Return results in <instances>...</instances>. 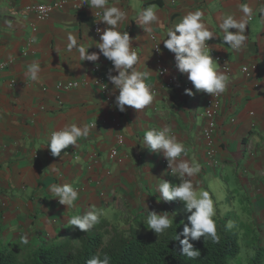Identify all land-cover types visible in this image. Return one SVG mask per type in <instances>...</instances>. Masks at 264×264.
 Instances as JSON below:
<instances>
[{"label": "crops", "instance_id": "0c3cea01", "mask_svg": "<svg viewBox=\"0 0 264 264\" xmlns=\"http://www.w3.org/2000/svg\"><path fill=\"white\" fill-rule=\"evenodd\" d=\"M55 1L62 3L43 20L33 14H10L14 7ZM241 4L252 7L254 15L246 27L245 47L235 51L223 43L219 24L227 14L239 17ZM151 5L157 7L160 23L148 33L138 24V13ZM118 6L127 12L121 29L134 38L138 70L150 73L147 82L156 90L153 103L143 110L126 106L121 112L115 106L108 80L113 65L102 54L97 62H90L80 61L75 50L66 51L71 33L79 43L93 44L89 52H99L95 43L100 34L92 28L99 18L88 5L80 7L78 0H0V62L7 64L0 73V247L21 248L25 236L31 243L62 234L73 215L93 207L122 211L125 220L133 211L145 218L153 210L176 212L174 221L181 223L183 202L158 201L157 192L161 179L179 181L161 163L162 153H151L142 145L146 130L165 126L185 144V159L201 164L200 174L192 178L198 190H219L234 217L246 214L252 220L257 243L264 246V15L259 12L264 0H118ZM196 10L204 13L205 23L217 34L207 41L210 55L225 57L231 68L230 83L221 94L212 159L205 155L201 136L208 93L197 91L187 74L178 72L174 54L162 41L159 58L166 72L158 74L153 51V44L166 38L167 29ZM98 24L101 30L107 27ZM9 55L14 58L11 62ZM32 62L41 66L39 81L25 75ZM250 64L255 70L246 77L240 69ZM73 80L79 82L77 87H58ZM98 80L107 85L106 95ZM186 85L194 95L186 94ZM94 122L89 137L62 150L61 158L51 155L46 145L51 131ZM118 135L122 144L117 143ZM113 148L117 156L110 158ZM53 167L60 170L59 176L51 172ZM53 183L78 189L74 207L59 204L48 190Z\"/></svg>", "mask_w": 264, "mask_h": 264}, {"label": "clouds", "instance_id": "9594fccd", "mask_svg": "<svg viewBox=\"0 0 264 264\" xmlns=\"http://www.w3.org/2000/svg\"><path fill=\"white\" fill-rule=\"evenodd\" d=\"M87 5L93 11L97 21L103 22L107 27L97 29L99 41L95 46L99 52H89L93 44L79 43L77 37L69 33L66 51L72 53L75 50L80 61L97 62L102 54L111 61L113 69H110L108 80L113 85L112 93L115 95V106L119 111H126V106L136 110H143L151 105L155 99L154 86L147 82L149 72L138 70L140 56L133 46V37L128 31L122 30L121 25L127 20V12L117 3L110 4L109 0H87ZM41 11L44 8L41 7ZM241 15L227 14L219 24L223 32V43L235 51L245 47L247 41L246 27L254 15V10L248 4L239 7ZM264 15V8L259 9ZM204 13L201 10L189 12L184 15L174 27L167 29L166 38L155 43L153 49L160 52V43L164 48L174 54L175 67L181 74H187V78L197 91L211 94L212 97L226 92L230 83L229 76L220 71L218 63L210 55L207 41L217 36L205 23ZM160 23V15L155 5L141 9L138 13V24L145 32L152 33V25ZM10 26V25H9ZM229 29H235L230 31ZM153 39L156 37L153 35ZM9 55L8 60L13 61ZM115 70L118 74L112 75ZM41 66L38 62L28 65L25 73L32 81H39ZM107 87V85H106ZM118 91V94H116ZM186 94L194 95L191 89H185ZM92 124L77 125L75 123L63 128L51 131L46 144L54 157H60L62 150L69 146H76L82 138H87L95 128ZM142 145L151 153L160 154L167 160L170 174L178 179V183L161 179L157 186L158 201L171 202L179 200L184 204L188 223H185L181 232L175 230L174 240L181 245V255L190 260L200 256V251L194 248L192 241L201 237L210 239L213 243L219 242L217 223L215 220L217 209L216 201L209 190H198L199 185L193 183V177L201 172V164L196 160L185 159L188 150L183 142L178 140L171 127L151 128L145 131ZM58 168H51V172L59 176ZM49 192L58 199L59 204L67 208L75 206L79 191L69 183H53L49 186ZM104 215L101 209L92 208L84 214L73 215L67 222L70 226H76L79 230L88 232L100 222ZM176 212L148 211L146 226L154 230L159 236L173 227ZM176 224V223H175ZM228 228L234 227L232 223ZM183 237V239H181ZM22 243L27 245L29 239L25 236ZM86 264H111L110 257L104 254L93 255Z\"/></svg>", "mask_w": 264, "mask_h": 264}, {"label": "trees", "instance_id": "16d2710c", "mask_svg": "<svg viewBox=\"0 0 264 264\" xmlns=\"http://www.w3.org/2000/svg\"><path fill=\"white\" fill-rule=\"evenodd\" d=\"M181 223L174 221L173 227L159 236L154 230L149 234L138 233L131 226L118 227L122 231L113 232L106 219H100L88 232L69 225L64 233L42 239L41 245L31 242L21 248L0 247V264H86L93 255L104 254L110 257L111 264H230L237 257V231L234 227L229 229L226 222L217 223L218 243L203 237L192 241L200 251L198 258L190 260L181 255V245L173 239L175 230L182 231ZM107 233L111 235L105 241ZM57 236L61 237L55 241ZM255 243L247 263L264 264V246Z\"/></svg>", "mask_w": 264, "mask_h": 264}, {"label": "built area", "instance_id": "2783aa9c", "mask_svg": "<svg viewBox=\"0 0 264 264\" xmlns=\"http://www.w3.org/2000/svg\"><path fill=\"white\" fill-rule=\"evenodd\" d=\"M61 3L62 1H55L52 3L26 4V5L16 7V8L15 7L12 8L10 14L15 15V16H20V17H26L30 14H33L37 19L43 20L51 14L54 8L59 7ZM78 5L80 7H85L87 5V0H78ZM41 7L44 8V11H41ZM94 17L95 19L99 18L96 16ZM98 26H99L98 21L95 20L93 23V27H92L94 33H97V29L99 28ZM151 38L153 39V35H151ZM154 45L155 43L153 44V47ZM153 51L155 52V55L157 57L156 62H157L158 74L162 75L166 72V67L163 66L160 62L159 52H157L155 49H153ZM215 59L219 63L220 69L226 74H228L231 70L228 60L225 57L219 56V55H216ZM6 65L7 64L5 62H0V73L6 67ZM95 69H97V67ZM254 70H255L254 64L242 66L240 69L241 73L246 77H250L251 73ZM97 84L99 85L100 90L106 95L107 93L106 84L102 80H98ZM78 85H79V82L73 80V81H68L65 83H59L58 87L69 89V88L77 87ZM254 86H256V84ZM185 89H190L189 85H186ZM220 105H221V95L212 97L211 94H208L204 99L203 110H202L204 125L201 130V136H202V140L204 144L205 155L206 157L210 159L213 158L215 151H216V144H215V134L217 132L216 118H217ZM122 142H123L122 136L118 135L117 143L122 144ZM116 156H117V150L115 148L111 149L109 153V157L115 158ZM161 163L164 166H166L168 169V164H167V160L165 157L162 158ZM168 172L170 173L169 169H168Z\"/></svg>", "mask_w": 264, "mask_h": 264}, {"label": "rangeland", "instance_id": "374dc122", "mask_svg": "<svg viewBox=\"0 0 264 264\" xmlns=\"http://www.w3.org/2000/svg\"><path fill=\"white\" fill-rule=\"evenodd\" d=\"M209 191L213 193V199L216 201V209L217 214L215 217L216 223H232L234 225L233 229H236L237 235H238V244H239V252L235 259H233L230 264H248V257L253 255L254 253V244L255 241H257L255 234L256 230L253 229L252 220L246 217V214L240 218H236L233 216L232 212H230L229 203L226 199L219 197V190L214 189L211 191V188H209ZM184 207V206H183ZM229 207V208H228ZM104 215L101 217V219L108 220V223L113 227V232L122 231L118 227L120 226L122 228V225L125 224V228H129V226L133 227V229L138 231V233H144L149 234L153 230L149 229L146 226L147 218L142 217L141 214L136 213L135 211L128 213V220H125L126 214L124 212H118V211H112V210H102ZM243 213H245V210H243ZM180 214L184 217L183 221L181 223L182 227L185 223H188L187 221V215L188 213L185 212V210L182 208V211H180ZM227 215L229 217L227 218ZM132 218V219H131ZM230 229V228H229ZM112 231V230H111ZM255 231V234H254ZM111 233H107L105 236V241L110 237ZM61 236H57L54 238L55 241H58ZM34 242L37 243V245L42 244V239L38 238L37 241Z\"/></svg>", "mask_w": 264, "mask_h": 264}]
</instances>
